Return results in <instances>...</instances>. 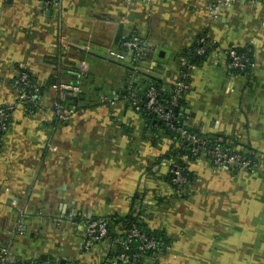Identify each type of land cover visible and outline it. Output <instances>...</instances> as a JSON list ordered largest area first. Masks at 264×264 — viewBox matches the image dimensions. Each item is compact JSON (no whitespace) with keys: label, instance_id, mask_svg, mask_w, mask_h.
I'll return each instance as SVG.
<instances>
[{"label":"crops","instance_id":"crops-1","mask_svg":"<svg viewBox=\"0 0 264 264\" xmlns=\"http://www.w3.org/2000/svg\"><path fill=\"white\" fill-rule=\"evenodd\" d=\"M215 1L61 0L60 12H43L41 0H0V107L17 101L21 71L45 89L40 110L14 108L3 138L0 252L9 248L25 264H112L108 243L84 248L86 222L137 215L170 241L159 264H264V5L236 0L213 20ZM132 34L144 43L137 71L167 82L184 67L186 122L207 137L236 141L253 156L254 172L216 168L203 155L185 158L191 184L176 194L167 177L178 143L135 105L136 90L122 96L131 85L127 69L105 55ZM61 36L69 48L55 47ZM200 37L215 48L194 64L184 54ZM232 46L253 51L249 72L231 68ZM73 67L91 77L88 96L62 121L50 85L60 75L59 83L75 80Z\"/></svg>","mask_w":264,"mask_h":264},{"label":"built area","instance_id":"built-area-1","mask_svg":"<svg viewBox=\"0 0 264 264\" xmlns=\"http://www.w3.org/2000/svg\"><path fill=\"white\" fill-rule=\"evenodd\" d=\"M139 1L145 4L151 3L153 0H130ZM255 5H264V0H249ZM236 0H216L209 8V17L213 20L217 19L221 9L228 8ZM41 10L43 12L55 11L60 12L62 8L61 0H41L40 2ZM203 42V41H202ZM70 46L69 38L67 36H61L58 39V43L55 45L58 49H67ZM143 40L139 37H135L132 41H127L123 43V47L127 49L129 53H134L135 55H141L143 50ZM239 47L232 46L226 50V56L229 60L231 68L236 72H243L250 63L247 53L238 50ZM106 53L109 58L116 62L126 61L125 54L112 49L106 48ZM197 55L204 56L206 54V49L204 46L197 50ZM252 66V65H251ZM188 77V73L179 76L176 80L174 78H167V82L173 87V95L170 106H163L157 99L158 93L151 89L146 94L147 101L144 103V109L152 114L158 121L170 127L171 130L178 133L180 136V141L185 140L191 145V153L193 155H203L208 158L214 167L216 168H227L234 166L235 168L243 171L254 172L256 169V162L253 158H246L240 154H235L233 156L224 153L219 148L214 150H208L205 148L206 140L199 139L197 136L190 135L184 129V126H174L173 124L177 121L176 114L172 110L173 107L179 105V99L186 96L191 90L189 82L185 79ZM15 87L18 91V99L8 106L0 107V150L3 143V138L9 132L10 129V117L12 111L16 106H23L29 114H33L36 110H40L45 103V95L42 93L40 86L33 82L31 77L26 71H21L15 80ZM54 92L57 94L59 105L57 108L59 112V119L62 121H67L75 115L74 109L64 110L62 101L66 100L68 96L77 97L82 92V89L78 86L59 83L52 87ZM116 99H110L105 96H101V101L104 103H109L113 105ZM141 102H136L135 105L140 106ZM170 174L172 175L171 186H173L174 191L178 196H182L185 192L186 187L189 185V180L185 174V169L180 166H175L170 169ZM16 232L20 236L25 235V227L21 221H18L15 225ZM109 231L107 227V222L104 218L89 219L86 222L85 227V241L84 248L90 250L97 245L108 241ZM131 239H137L139 246L137 248V253L132 256H127L126 254L115 255L114 259L111 261L112 264H138L143 258L146 260L145 264H156L159 259L157 257H144L146 252L158 253V243L152 238L148 237L146 234L133 229L128 235V240L123 242L122 240H114L112 249L120 246L123 250L127 251L129 249V244ZM110 241V240H109ZM158 256V255H156ZM0 264H22L11 252L9 248H4L0 252ZM36 264H59L56 261H43Z\"/></svg>","mask_w":264,"mask_h":264},{"label":"trees","instance_id":"trees-1","mask_svg":"<svg viewBox=\"0 0 264 264\" xmlns=\"http://www.w3.org/2000/svg\"><path fill=\"white\" fill-rule=\"evenodd\" d=\"M135 37H138V35L132 34L130 36L121 38L113 46L115 47V49L117 51H119V52L125 54V56H127L129 54V52L127 51V49H125L123 47V43H125L127 41H132ZM139 38L142 39L141 37H139ZM202 46L205 47L206 54L204 56H199L195 61H193L192 60L193 54L195 52H197V50L199 48H201ZM214 48H215V45L210 40H208L207 38H204V37H200L198 39V42L195 43L194 46L184 54V57H187L188 60L192 61V63H194V64H199V63H202L204 60L207 59L211 50ZM238 50L241 52L247 53V56H248L250 63L248 64V67L243 72H237L236 71V73H247L250 71V69L252 67L251 65H253V63H254L253 51L249 47H239ZM83 54L84 53H82V55ZM142 59H144V57H142L141 55H135L134 54L133 62L131 63L132 64L131 66L127 65V62L125 60L123 62H119V65L124 66L127 69V77H128V79H130V82H131L129 91L124 92L122 94V96L128 99L130 94L134 93V90H136L137 93L135 94V96H136L135 99H137L139 102H141L139 108L144 109L143 105L147 101L146 94L149 92V90L153 89L158 93V96H157L158 101L165 107L170 106L171 101H172V95H173L172 85L168 84L167 82H165L164 80H162L159 77L149 76L145 73L137 71L136 68L139 67ZM72 66H75V65L73 64ZM74 69L75 68L73 67V70H71V71L76 73L77 76H76V79L73 80L69 84L80 87L83 91L79 94L78 97L80 99L86 100V98L88 96V91L86 90L88 88H86V86L89 85V81H90L91 77H89L88 75L87 76L83 75L77 69H75V71H74ZM183 69H184V67L181 68V70L178 73L176 72L175 73L176 75L174 74V77L176 80L179 78V76H182V75H184V73H186L183 71ZM155 71L161 73V71H163L162 66H157L155 68ZM26 72L29 74L32 81L35 82L31 76V74L28 71H26ZM166 75H173V73H168ZM174 77H172V78H174ZM52 79L53 80H52L50 87L57 85L62 80V77L60 75V76H58L56 78H52ZM185 81L189 82V76L186 77ZM40 88H41L42 93L45 95V89L42 87H40ZM95 96L98 98H101L102 95H101V93H98V94H95ZM184 98H185V96H183V98L179 99V105L177 107L172 108V110L174 111V113L176 114V117H177V121L173 124L174 126H176V127L177 126H184L185 127L184 129L186 130V132L188 134L193 135V136H197L199 139H205L207 141L205 148L208 150H214L216 148H219L224 153H227L231 156H233L235 154H240L246 158H252L253 157L249 152L238 150L237 149L238 144L233 139L227 138L225 136H218L215 138H210V137L205 136L199 129H196L195 127H191L186 122V117H185V113H184V109H183L184 108L183 107ZM78 104H79V102H76L73 100H68V99L62 101V105H65V107L68 109L69 108L70 109L77 108ZM34 111H37V110L34 109ZM150 116H153V115L150 114ZM161 125L165 129V131L167 132L169 137H171V139H173L175 142L178 143V148L168 156V159H169L168 163H169L170 169L174 168L175 166H180V167L184 168L185 174L189 180V184H191V175L186 170L187 166L184 163V159L185 158L194 159V158H197L201 155L200 154L199 155H193L191 153V145L189 142H187L185 140L180 141V136L178 133L174 132L173 130H171L170 127H167L163 123H161ZM170 169H169V175L167 177V180H168V183L171 185L172 175L170 174ZM231 169H237V168H235L234 166H231ZM186 188H188V186ZM104 219L107 222V227H108V231H109V239H108V241H105L104 243H108V245L112 246L114 240H122L123 242L127 241L128 235L130 234V232L133 229H136L139 232L146 234L148 237L154 238L158 243L159 252L158 253L146 252L144 257H147V258L157 257V259H159V257L166 252L168 246L170 245V241L167 239L164 232L158 231V230L157 231L156 230H150L148 228V226L146 225V223L143 222L139 218V216H137V215H135V216L130 215V216H126V217H109V218H104ZM138 246H139L138 240L137 239H131L130 244H129V249L127 251L123 250L122 247H120V246H118L116 248V250L111 249L109 257H108L109 262L111 263V261L114 259L115 255L126 254L127 256H132L133 254H136ZM156 255H158V256H156ZM47 260L54 261L53 259H47L46 258V259L40 260V262L47 261ZM40 262H37V263H40ZM145 263H146V260L143 258L138 264H145ZM22 264H25V263H22ZM127 264H129V263H127ZM156 264H159V260H158V262H156Z\"/></svg>","mask_w":264,"mask_h":264},{"label":"water","instance_id":"water-1","mask_svg":"<svg viewBox=\"0 0 264 264\" xmlns=\"http://www.w3.org/2000/svg\"><path fill=\"white\" fill-rule=\"evenodd\" d=\"M121 35H122V32H121V29H120V30L118 31V34H117L116 40H117L118 38H120ZM67 99H68V100H73V101H76V102H79V101L81 100V99L78 98V97H72V96H68ZM159 124H161V123L159 122Z\"/></svg>","mask_w":264,"mask_h":264},{"label":"rangeland","instance_id":"rangeland-1","mask_svg":"<svg viewBox=\"0 0 264 264\" xmlns=\"http://www.w3.org/2000/svg\"><path fill=\"white\" fill-rule=\"evenodd\" d=\"M104 51H105V50H104ZM101 52H102L101 54H104V53H103V51H101ZM105 55H106V57H108V55H107L106 51H105ZM114 63H116V62H114Z\"/></svg>","mask_w":264,"mask_h":264}]
</instances>
